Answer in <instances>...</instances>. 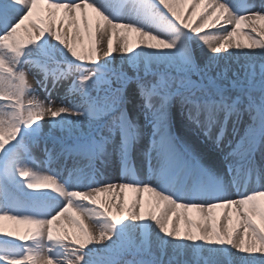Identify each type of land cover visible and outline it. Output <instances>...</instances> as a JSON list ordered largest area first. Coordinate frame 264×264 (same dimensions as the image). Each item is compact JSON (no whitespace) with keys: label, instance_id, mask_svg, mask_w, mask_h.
Returning <instances> with one entry per match:
<instances>
[{"label":"snow or ice","instance_id":"snow-or-ice-1","mask_svg":"<svg viewBox=\"0 0 264 264\" xmlns=\"http://www.w3.org/2000/svg\"><path fill=\"white\" fill-rule=\"evenodd\" d=\"M0 264H264V0H0Z\"/></svg>","mask_w":264,"mask_h":264},{"label":"bare ground","instance_id":"bare-ground-1","mask_svg":"<svg viewBox=\"0 0 264 264\" xmlns=\"http://www.w3.org/2000/svg\"><path fill=\"white\" fill-rule=\"evenodd\" d=\"M181 7L184 9L185 13L187 14L188 12H190L191 10V6L190 4H183L181 5ZM204 5L201 4L197 9V13L199 14V12L203 9ZM90 15H92L90 13ZM194 21H195V18H194ZM195 22H198V21H195ZM249 51H252V52H256L257 50H249ZM258 57H257V61H258ZM239 62V61H238ZM257 68L259 67V64L257 63L255 65ZM30 73L32 74H36V70H32ZM37 78L36 76H31V78H28V82L33 86V83H36L37 81ZM39 79V78H38ZM37 85V83H36ZM60 91V90H58ZM57 93V91L55 92ZM55 93H52V99L55 101V103L57 105L60 104L61 102V99L64 97V95H62V97L60 98H57ZM183 116L181 115V112L179 111V108L177 107L175 113H174V117H173V130L174 132L176 133L177 136H182V137H186L188 138L192 143H193V146L198 150L200 151L204 156H205V160H206V163H208L209 165H213L215 164V162L221 158L220 156V152H218L217 150H213V151H210V147L206 146V148L208 149H202L200 146H199V135L197 134V132H195V134H192V131L190 130V128L188 127V124L186 121L183 120L182 118ZM47 121V120H46ZM183 128H186V130H183ZM228 130H232V125L231 123H229L228 127H227ZM226 130V131H228ZM239 131L242 133L243 132V125L240 126V129ZM192 134V135H191ZM215 135V134H214ZM232 136H234L233 134V131H232ZM232 139V138H231ZM227 139L225 137V140H224V144L227 143ZM211 141V140H210ZM213 142V141H212ZM214 147V146H213ZM40 151V149H36V148H33L32 149V152L34 151ZM43 154V152H42ZM45 155V154H44ZM46 156V155H45ZM48 157V156H47ZM49 158V157H48ZM257 159H259V157H257ZM63 163H66L67 164V160L64 161ZM110 166L111 168L113 167V174L111 175V179H118L120 176H121V166L119 164V161H114V162H110ZM34 170L38 171L37 167L35 166ZM149 171V161L146 159L145 161V164L140 168V171H137L138 174L140 172H143L145 175H147ZM258 179L259 177L256 175V174H252L251 176L248 177L247 179V186H255L258 182H255V183H252L253 181H255V179ZM255 184V185H254ZM241 189H245V188H241ZM149 194H145V196L147 197Z\"/></svg>","mask_w":264,"mask_h":264},{"label":"rangeland","instance_id":"rangeland-1","mask_svg":"<svg viewBox=\"0 0 264 264\" xmlns=\"http://www.w3.org/2000/svg\"><path fill=\"white\" fill-rule=\"evenodd\" d=\"M33 70H35V69H33ZM31 76H36V77H38L39 79H42V77L39 76L37 73H36L35 75L32 74V73H29L28 78H31ZM38 78H37V79H38ZM33 86H34L33 88H38V86L36 85V83H33ZM55 92H56V91H53L52 93H55ZM35 95L37 96V98H38L39 100L47 102V101H46V97H47V95H45V94L43 93V89L38 88V90H37V92L35 93ZM55 95H56L57 98L62 97V95H64V90H63V89H60V91H57V93H55ZM182 118H183L184 121L187 122V120H186V118H185L184 116H183ZM45 120H48V117H46ZM183 130H186V128H183ZM192 134H195V132L192 131ZM192 134H191V135H192ZM199 138H200V137H199ZM205 144H206L208 147H210V149H209L210 151L216 150V147H215L214 143H212V141H208V143H206V141H205ZM213 146H214V147H213ZM205 149H208V148L205 147ZM242 191H243V190H242ZM85 222L87 223V221H85Z\"/></svg>","mask_w":264,"mask_h":264}]
</instances>
